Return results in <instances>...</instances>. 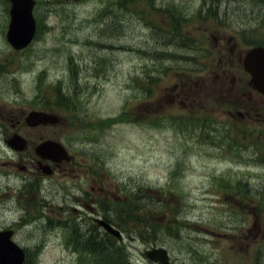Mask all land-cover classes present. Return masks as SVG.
<instances>
[{
  "label": "rangeland",
  "instance_id": "obj_1",
  "mask_svg": "<svg viewBox=\"0 0 264 264\" xmlns=\"http://www.w3.org/2000/svg\"><path fill=\"white\" fill-rule=\"evenodd\" d=\"M137 2L144 4L147 10L148 0L131 1L133 8L138 6ZM38 4L35 16L42 30L29 49L17 52L6 37L10 7L6 0H0L1 108L15 109V103L28 106L34 103L40 89L38 101L50 106L56 101L57 89L65 86L59 80L68 83L69 92L78 90L81 117L87 114L89 121L96 118H104L101 121H105L111 117L108 122H113L104 130L106 132L101 144H97L105 148L103 153H109L105 157V165L110 170L112 197L119 198L125 193L119 189L124 184L131 188L137 185L152 186L156 189L150 191L153 198H148L154 199V203H144L148 209L163 216V224H170L177 236L186 234L188 238V233H191L200 237L203 229L200 218L207 210L205 187L217 182L221 176H206V173L214 169L225 170L232 165L216 159L214 155L218 148H211L207 144L196 145L190 150V142L185 135L172 126L147 123V119L154 114L152 110H159L161 114L169 110L167 93L173 80L168 79L161 85L160 94L152 102L139 101L141 94H138V89L129 86V78L141 67L138 62L143 58L130 49L124 50L121 44L127 40L130 42L128 45L144 43L146 47H156L155 38L140 20L134 18L136 13L123 10L125 4L122 0H38ZM121 14H127L130 19L129 27L124 29L119 23ZM154 16L148 13V19L157 20ZM236 16L239 17L237 11ZM109 17L118 20L109 26L105 25ZM88 42H99L100 45L96 47ZM101 68H105L106 72ZM149 68L151 66H145V75ZM19 69L24 71L20 72ZM98 69L101 73H97ZM40 73L43 75L40 76ZM207 99L214 116L223 121L225 117L220 102L227 105L228 100L221 94L211 92ZM126 100L136 118L144 116L146 112L141 123L116 122ZM214 101L217 105L213 104ZM54 111L65 121V125L76 120L72 113L70 116L63 115L62 112H66L64 109L55 107ZM58 126L63 127L60 124ZM38 131L33 129L36 135ZM212 199L220 198L213 195ZM209 206L215 205L209 203ZM6 215L14 216V213L8 212ZM179 217H184L191 224L178 223ZM191 217L195 219L189 220ZM31 230L26 227L20 229L16 239L24 246H42L38 255L40 264H75L77 255L68 254L63 249L57 229H39L35 235H31ZM174 239L166 230L159 233V242L167 247L172 246ZM139 246L143 247L144 243H139ZM131 252L138 257V262L149 264L138 250L132 248ZM181 254L184 255V252Z\"/></svg>",
  "mask_w": 264,
  "mask_h": 264
},
{
  "label": "flooded vegetation",
  "instance_id": "obj_2",
  "mask_svg": "<svg viewBox=\"0 0 264 264\" xmlns=\"http://www.w3.org/2000/svg\"><path fill=\"white\" fill-rule=\"evenodd\" d=\"M260 1L264 2L200 0L199 9L192 16L200 17L202 21L199 25L190 26L189 19L184 24H172L175 23L174 9L169 8L165 0H158L155 15L165 23L163 32L173 34L158 35L156 38L171 37L176 39V43L164 42L162 47H154L156 55L152 62L187 63V69L177 71L173 76L175 82L169 95L172 107H183L198 112L204 119L206 129L211 127L213 134L235 137L238 141L255 142L256 146L253 148L257 159L264 162V93L254 88L250 82L251 73L245 68L248 49L264 44V3ZM255 8L260 9L263 16L256 17L253 22L248 17V12ZM236 11L239 12L237 21ZM178 31L182 35H177ZM218 84L220 94L231 101L221 108L228 120L209 124L207 96L210 91L216 90ZM15 109H2L0 106V151L3 149L8 155L12 152L18 160L6 161L7 158L1 156L3 161H0V168L5 166L12 170L18 166L25 173L24 182L31 184L46 175H43L42 171L43 166L48 165L51 174L46 176H65L67 183L69 182L65 186L68 189L65 203H70L68 207H71L72 211L68 210L67 213L72 217L76 214L75 217L80 218L79 204L94 211L90 202L82 199L80 195H71L70 185L71 180L79 182L82 179L84 184L81 186L85 187L92 180L95 181L98 172L102 174V170L97 168V160L90 156L93 147L87 141L83 127L86 125L79 121L73 132L66 133L63 127L55 130L49 123L31 126L26 120L27 106ZM33 129H39L37 135L33 133ZM15 134L25 138L23 149L18 151L10 146V139ZM59 138L71 153L70 159L55 161L37 153L38 143L45 139L60 141ZM243 144L245 143H238L239 146ZM233 203L236 207L230 209L238 219L235 232L224 233L206 229V248L202 251L200 264H264V179H256L254 184L237 185L236 200ZM24 206L28 207V202H24ZM63 212L66 211L63 209ZM84 218L86 219V216ZM93 219L94 217L90 218L89 225ZM88 228L85 227L84 232L90 231L92 234L93 228ZM99 231L105 234L104 229L99 228ZM171 260L172 264H186L181 263L174 253ZM194 261L196 258L192 259L190 264Z\"/></svg>",
  "mask_w": 264,
  "mask_h": 264
},
{
  "label": "water",
  "instance_id": "obj_3",
  "mask_svg": "<svg viewBox=\"0 0 264 264\" xmlns=\"http://www.w3.org/2000/svg\"><path fill=\"white\" fill-rule=\"evenodd\" d=\"M12 3V21L8 37L14 46L20 48L30 42L35 31L36 25L32 16V9L34 7L35 0H12ZM249 68L254 69L252 66ZM255 68L258 69V66ZM254 81L260 82L256 77V73ZM34 115L36 114L34 113ZM45 145L46 143H43L42 148ZM50 148L51 146L45 147L43 152H46ZM59 152L60 149L54 148V150H51V157L56 158ZM11 234L12 231H0V264L23 263L24 253L21 248H19L18 245L11 240ZM147 254L149 258L154 261L160 260L161 264L169 263L168 250L164 247L148 250Z\"/></svg>",
  "mask_w": 264,
  "mask_h": 264
},
{
  "label": "trees",
  "instance_id": "obj_4",
  "mask_svg": "<svg viewBox=\"0 0 264 264\" xmlns=\"http://www.w3.org/2000/svg\"><path fill=\"white\" fill-rule=\"evenodd\" d=\"M131 1H135V0H129ZM128 256L123 252H115L113 251L112 253V264H129L128 263Z\"/></svg>",
  "mask_w": 264,
  "mask_h": 264
}]
</instances>
